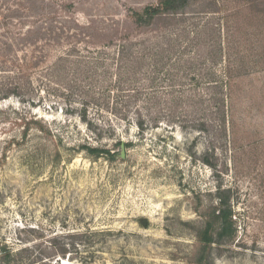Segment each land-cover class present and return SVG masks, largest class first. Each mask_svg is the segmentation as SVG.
Segmentation results:
<instances>
[{"label": "rangeland", "instance_id": "374dc122", "mask_svg": "<svg viewBox=\"0 0 264 264\" xmlns=\"http://www.w3.org/2000/svg\"><path fill=\"white\" fill-rule=\"evenodd\" d=\"M159 2L0 0V264H264V0Z\"/></svg>", "mask_w": 264, "mask_h": 264}, {"label": "trees", "instance_id": "16d2710c", "mask_svg": "<svg viewBox=\"0 0 264 264\" xmlns=\"http://www.w3.org/2000/svg\"><path fill=\"white\" fill-rule=\"evenodd\" d=\"M189 0H160L156 5H148L143 11H136L133 14L134 20L138 24H150L158 16H162L170 13H178ZM69 56V55H68ZM62 58V57H61ZM122 143V142H120ZM127 145V144H126ZM88 152L95 156L104 155L110 160H114L116 153L110 149L100 148V147H89L86 146ZM226 202L222 199L219 207L215 209L213 220L210 219L203 231V239L206 243H210L213 240V230H215L216 224L218 227L219 238H224L225 236H232L234 234V228L232 223V210L225 206ZM3 257L10 262L11 261V250H2Z\"/></svg>", "mask_w": 264, "mask_h": 264}, {"label": "water", "instance_id": "95a60500", "mask_svg": "<svg viewBox=\"0 0 264 264\" xmlns=\"http://www.w3.org/2000/svg\"><path fill=\"white\" fill-rule=\"evenodd\" d=\"M122 149H123L122 155L125 156L124 144L122 145ZM141 221H142V223H143L144 226H148V223H149L148 218H142Z\"/></svg>", "mask_w": 264, "mask_h": 264}]
</instances>
